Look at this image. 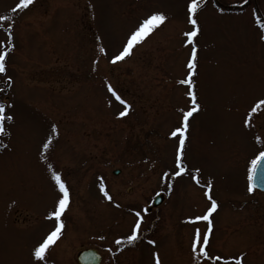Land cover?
<instances>
[{
    "label": "rangeland",
    "instance_id": "rangeland-1",
    "mask_svg": "<svg viewBox=\"0 0 264 264\" xmlns=\"http://www.w3.org/2000/svg\"><path fill=\"white\" fill-rule=\"evenodd\" d=\"M19 2L0 0V16L9 18L0 21V42L7 44L12 24L15 45L0 74V103L14 117L0 137L7 145L0 146V264H34L32 249L55 226L46 219L58 198L49 164L69 187L70 204L48 264H77L86 247L97 250L100 264H155L153 253L161 264H235L229 258L241 253L242 264H264V193L247 190L250 161L261 149L256 137L264 141V107L251 128L242 123L264 99V41L248 12H219L213 0L198 9L193 79L201 108L189 120L188 171L172 176L178 140L169 133L190 106L188 86L178 83L191 54L183 35L192 27L189 0H34L16 9ZM154 12L166 21L111 63ZM108 83L131 106L126 116H118L123 105ZM101 179L111 200L99 190ZM205 191L218 203L206 250L220 261L198 259L191 249L195 229L202 235L208 228L191 222L210 207ZM158 192L164 200L142 212L141 238L117 246Z\"/></svg>",
    "mask_w": 264,
    "mask_h": 264
},
{
    "label": "snow or ice",
    "instance_id": "snow-or-ice-1",
    "mask_svg": "<svg viewBox=\"0 0 264 264\" xmlns=\"http://www.w3.org/2000/svg\"><path fill=\"white\" fill-rule=\"evenodd\" d=\"M34 2V0H20V2L16 5V9H19L20 7L27 8L29 5H31ZM240 2L247 4L248 0H240ZM205 4V0H189V3L187 4V21L192 26L190 31H187L183 33V35L186 37V43L191 45V54L189 59L187 60L186 68H187V76L186 78L178 81V83L187 85V91L186 96L190 98V106L185 111L183 109H180L181 112V119L179 121V126L172 129L169 133V135L173 138H177L178 144L175 150V166L177 171H174L171 173L172 176H180L181 174L188 171V169L185 167L183 163V156H184V149L185 144L187 140V132L189 129V120L191 117H193L194 113H197L201 105L198 103L197 100V94L195 92V81L193 77L196 74L197 69V45L195 43V39L200 31L198 19H197V13L198 9H200ZM219 11L223 12V9H219ZM254 16H256V12L254 10L253 12ZM9 19L4 16H0V21ZM167 17L162 12H154L151 15H149L146 19H144L138 27L135 28L134 31L130 34V36L127 38V42L123 45L122 50L118 52V54L112 56L111 63L115 64L119 61L124 60L126 57L130 56L132 54V49L134 45L142 42L145 37L149 35L150 32L153 31L157 26L161 25L166 21ZM264 19L260 16H256V23L259 25L261 29H264V23L261 22V20ZM12 24L7 25L8 30V41L5 45L4 42H0V74H6V58L12 48L15 47L14 43L12 42ZM259 39L261 41H264V35H260ZM100 53H105V48L100 47L99 48ZM94 64L96 61L93 62ZM6 82L8 84H11L12 78L10 76L6 77ZM107 90L109 93L112 94L113 97H115L116 101H118L121 105H123V110L118 113L119 117H124L128 114L130 110V105L121 98V96L117 93V91L113 88L111 83L107 84ZM11 105H6L4 103H0V137L4 136L7 133V128L5 127V124L7 121H12L14 117L12 115L6 114V108H10ZM262 107H264V99L257 100L248 110L247 115L243 118V126L246 128H251V117L254 113H257ZM57 132L56 126H52V133L55 134ZM52 136L50 135L48 139L43 143L42 148L46 152L51 144ZM256 141L261 144V149L258 150V152L255 154L254 158L250 161V166L248 167V192H252L254 188L253 179L258 171V168L261 164H264V141H260L259 137H256ZM0 146L7 147V145H3L2 142H0ZM44 156H41V159H44ZM48 168L51 172V179L55 183V187L58 190V198L55 200L53 208L51 211L48 212L46 219H53L54 220V228L50 230L40 242H38L31 252V257L34 262V264H48L47 260V252L50 249L51 246L55 245V243L61 238L63 234V229L65 228V223L62 217L66 213L69 204H70V192L69 187L65 183V181L61 178V173L52 170V165L49 164ZM199 170H196V173H198ZM169 173H164V176H168ZM193 180L196 181L197 184H199V180L197 178V175H193ZM206 189H211V183L209 182L204 186ZM99 190L103 194V196L111 200L112 197L109 195V192L106 190V186L101 179ZM205 196L210 201V207L207 208L205 213L200 216L194 217L191 222L196 221H207L208 228L207 231H205L202 235L200 232V229H195L194 236L191 242V249L194 255L199 259L203 258L205 260H211V261H220L223 258L218 255H210L208 251L206 250L207 246L209 245V239L212 232V221L210 219L211 215L217 210L218 203L215 199L212 198V196L209 194V191H205ZM148 211L147 208H144L140 211L135 212V221L133 226L130 229V234L124 236V237H118L115 239L114 243L117 246H121L125 242L129 245L133 244L137 240L141 238L140 231H141V224L143 221V213H146ZM103 239V238H101ZM148 243L150 245L155 244V240H148ZM111 251V249H109ZM243 253H241L239 258H229V259H235V264H242L243 261ZM153 256L155 257V264H161L159 255L157 253H153ZM224 264H228V261L225 260Z\"/></svg>",
    "mask_w": 264,
    "mask_h": 264
},
{
    "label": "flooded vegetation",
    "instance_id": "flooded-vegetation-1",
    "mask_svg": "<svg viewBox=\"0 0 264 264\" xmlns=\"http://www.w3.org/2000/svg\"><path fill=\"white\" fill-rule=\"evenodd\" d=\"M213 5L218 11L219 9L222 8L223 12L234 11L236 13H244L245 11H247L248 12L247 14L250 15L251 17L250 19L254 20L255 22H256V16H260L264 18V0H248L247 4L240 2V0H233L231 2H221L219 0H213ZM254 10L256 12V16H254L253 14ZM261 22L264 23V19H262ZM262 30L264 34V29ZM163 200H164V195H163ZM146 208L148 209L147 212H149L152 207L149 208V206H146Z\"/></svg>",
    "mask_w": 264,
    "mask_h": 264
},
{
    "label": "water",
    "instance_id": "water-1",
    "mask_svg": "<svg viewBox=\"0 0 264 264\" xmlns=\"http://www.w3.org/2000/svg\"><path fill=\"white\" fill-rule=\"evenodd\" d=\"M114 173L117 174L118 170H114ZM254 188L264 191V164H261L258 168V171L253 179ZM161 202V195H157L153 200L154 205H158ZM78 264H99L100 256L92 248H87L80 250L77 254Z\"/></svg>",
    "mask_w": 264,
    "mask_h": 264
}]
</instances>
